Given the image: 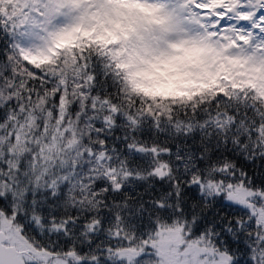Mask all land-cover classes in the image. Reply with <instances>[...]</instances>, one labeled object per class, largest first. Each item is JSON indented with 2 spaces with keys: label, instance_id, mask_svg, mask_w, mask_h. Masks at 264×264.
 I'll return each instance as SVG.
<instances>
[{
  "label": "snow or ice",
  "instance_id": "6c2138e0",
  "mask_svg": "<svg viewBox=\"0 0 264 264\" xmlns=\"http://www.w3.org/2000/svg\"><path fill=\"white\" fill-rule=\"evenodd\" d=\"M0 264H264V0H0Z\"/></svg>",
  "mask_w": 264,
  "mask_h": 264
}]
</instances>
